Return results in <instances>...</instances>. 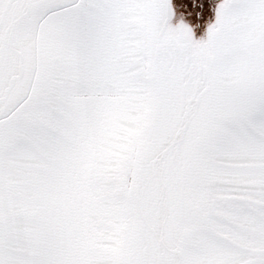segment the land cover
I'll return each instance as SVG.
<instances>
[{
    "label": "snow or ice",
    "instance_id": "1",
    "mask_svg": "<svg viewBox=\"0 0 264 264\" xmlns=\"http://www.w3.org/2000/svg\"><path fill=\"white\" fill-rule=\"evenodd\" d=\"M0 264H264V0H0Z\"/></svg>",
    "mask_w": 264,
    "mask_h": 264
}]
</instances>
